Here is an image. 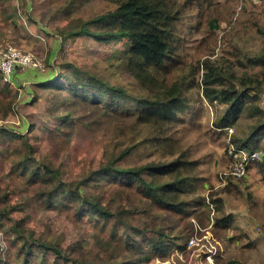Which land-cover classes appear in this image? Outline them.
I'll return each instance as SVG.
<instances>
[{"label": "trees", "instance_id": "1", "mask_svg": "<svg viewBox=\"0 0 264 264\" xmlns=\"http://www.w3.org/2000/svg\"><path fill=\"white\" fill-rule=\"evenodd\" d=\"M8 1L0 0V7L3 9ZM107 1L116 8L90 20L69 22L60 30V38L63 42L81 37L107 43L126 40L124 58L140 91L133 95L124 84H112L97 71L72 65H68L69 74L37 83L39 87L62 91L64 79L70 93L82 101L129 113L137 123L158 128L165 140L169 135V121L188 106L186 80L193 71L200 72L202 68L203 98L212 105L218 102L225 108L223 115L213 120V136L218 135L226 146L224 130L243 114L254 120V125L244 137L234 135L232 142L237 147L262 150L257 143L264 133V111L260 106L264 92V52L254 60H248L249 64L255 65L249 69L239 59L242 54L231 42L242 32L263 33L264 0L256 1H260L261 11L250 10L248 3H255L250 0H224V3L221 0H188L191 5L188 11L180 8L173 11L174 0ZM207 4H227V8L214 13ZM195 12L207 21L210 43L200 44L199 48L208 57L203 63L198 62V65L202 64L201 68H186L181 52L182 33L187 15ZM222 22L226 27L222 29L223 36L218 43L217 31ZM218 47L223 55L212 61L210 56L216 55ZM237 64L243 70L241 76L233 70ZM12 87L3 84L0 89V120H6L10 112L15 111L14 97L5 101L10 95L8 91H13ZM127 102L131 105H125ZM201 108L195 116H199ZM134 148L135 145L123 149L107 148L105 161L100 166L93 167L81 180L67 181L65 173L50 161L38 159L34 145L25 134L0 126V173H3L0 180V264H59L61 261L62 264H138L141 261L150 264L159 257H170L175 251L188 257L190 250L182 243V238L197 233L194 220L200 223L204 220L203 216L199 217L198 198L181 200L186 192V178L181 172L192 168L194 163L188 161L183 152L172 160L130 165L128 161ZM255 165L264 175V158L252 167ZM245 179L231 177L222 188L212 187L210 196L218 213L213 230L215 236L221 237L227 229L238 227L235 219L224 211L223 196L240 192L232 180L245 182ZM192 189L189 196L195 191L194 184ZM23 194L24 203L14 204V196ZM24 207L57 211L74 224L90 218L99 227L100 239L109 247L88 248L82 242H76L63 248L50 241L41 243L30 231L27 218L15 217L24 211ZM159 213L170 215L178 221L177 225L157 227L154 220ZM46 251L55 254L54 261L44 258ZM120 254H128L130 259L120 260Z\"/></svg>", "mask_w": 264, "mask_h": 264}, {"label": "rangeland", "instance_id": "2", "mask_svg": "<svg viewBox=\"0 0 264 264\" xmlns=\"http://www.w3.org/2000/svg\"><path fill=\"white\" fill-rule=\"evenodd\" d=\"M221 1L224 3V0ZM173 3V11L179 8L188 11L191 6L188 0H174ZM209 6L207 4L206 7L214 13L227 8V4ZM248 7L250 10H262L260 1L248 3ZM115 8L116 5L107 0H10L3 9L0 7V45L14 44L24 51H30L46 66L45 71L27 69L16 74L19 77L12 87L13 91H8L9 98L5 99L7 101L14 97L15 111L10 112L6 120H0V126L25 134L34 145L38 159L50 161L65 173L67 181L81 180L93 167L100 166L105 161L107 148L123 149L135 145L128 161L130 165L172 160L184 152L194 166L181 172L186 178V192L181 200L188 201L194 197L200 200L199 217L203 216L204 220L203 223L198 220L193 223L197 229L195 236L202 242L199 247L191 246L193 235L183 236L182 243L190 250L188 257L185 253L175 251L170 257H159L150 264H264V175L259 172L257 165L250 169L245 182L232 180L240 192L223 196L224 211L235 219L238 227L227 229L221 237L215 236L213 232L218 213L210 196L212 187L222 188L231 177L225 176L230 167L226 146L218 135L213 136L212 130L213 120L222 116L225 108L218 102L212 105L202 95L203 71L202 64L198 65V62L201 60L203 63L208 56L202 53L199 46L210 43L204 16H197V12L189 13L185 20L181 46L183 65L186 68L200 66L201 70L193 71V75L186 80L188 106L169 121V135H166L165 140L158 128L137 123L129 113L115 112L108 106L82 101L70 93L64 79L62 83L65 89L62 91L38 86L37 83L55 80L63 73L69 74L68 65H72L82 70L97 71L112 84H124L133 95L140 91L124 58L126 40L107 43L81 37L63 42L60 38V30L69 22L75 19L90 20ZM225 27L226 23L222 22L217 31L218 43ZM231 45L242 54L239 59L244 65L253 69L255 65L249 64L248 60H254L264 52V29L263 33L242 32L234 37ZM222 55V49L218 47L216 55L210 56V59L214 61ZM233 70L239 76L243 74L238 64ZM2 88L3 83L0 81ZM261 99L260 106L264 111V92L261 93ZM200 107L203 108L199 116H195ZM253 125L254 120L242 114L232 126L236 130L235 135L244 137ZM257 144L263 151L264 133L259 136ZM3 167L6 170V164L3 163ZM2 176L3 173H0V180ZM193 184L195 191L189 196ZM24 199L25 194L15 195L13 203L23 204ZM137 203L142 205L138 199ZM23 210L15 217H26L34 238L41 243L50 241L63 248L76 242H82L88 248L109 247L100 239L99 227L90 218L74 224L57 211L27 207ZM154 222L157 227L178 223L164 213H159ZM208 250H216L213 261L206 257ZM44 258L52 262L55 254L46 251ZM119 259L129 260L130 257L120 254ZM138 264L147 263L141 261Z\"/></svg>", "mask_w": 264, "mask_h": 264}, {"label": "built area", "instance_id": "3", "mask_svg": "<svg viewBox=\"0 0 264 264\" xmlns=\"http://www.w3.org/2000/svg\"><path fill=\"white\" fill-rule=\"evenodd\" d=\"M250 1L256 2L257 0ZM27 69L41 72L46 70V66L42 60L38 59L30 51H24L14 44L0 45V79L3 84L14 86L16 84V74ZM224 132L226 153L230 162L229 171L225 176L234 179L245 178L252 166L263 160L264 152L262 150H250L234 145L232 138L236 130L233 126L227 127ZM195 235L192 236L190 245L199 247L202 241ZM215 256L216 250H208L206 255L208 260L213 261Z\"/></svg>", "mask_w": 264, "mask_h": 264}]
</instances>
